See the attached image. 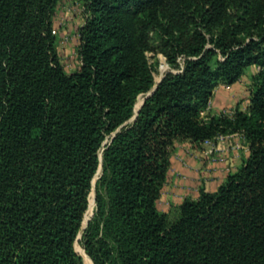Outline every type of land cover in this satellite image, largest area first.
Instances as JSON below:
<instances>
[{
  "label": "trees",
  "instance_id": "1",
  "mask_svg": "<svg viewBox=\"0 0 264 264\" xmlns=\"http://www.w3.org/2000/svg\"><path fill=\"white\" fill-rule=\"evenodd\" d=\"M80 1L69 73L61 0H0V264H84L78 244L91 264H264V0ZM152 34L180 71L128 123L156 85ZM250 67L248 110L204 119L214 88ZM235 134L241 167L162 212L174 145Z\"/></svg>",
  "mask_w": 264,
  "mask_h": 264
},
{
  "label": "crops",
  "instance_id": "2",
  "mask_svg": "<svg viewBox=\"0 0 264 264\" xmlns=\"http://www.w3.org/2000/svg\"><path fill=\"white\" fill-rule=\"evenodd\" d=\"M249 69H258L250 67ZM231 85L229 91L220 84L212 100L210 116H216L225 108H236L246 112L238 105L240 82ZM233 94V96H231ZM250 105V102H248ZM249 108V106H248ZM171 156V168L158 201L162 212L179 206L186 198L197 199L201 189L216 192L230 174L235 173L249 156V146L242 135L226 136L213 144L194 145L190 141L177 142Z\"/></svg>",
  "mask_w": 264,
  "mask_h": 264
},
{
  "label": "rangeland",
  "instance_id": "3",
  "mask_svg": "<svg viewBox=\"0 0 264 264\" xmlns=\"http://www.w3.org/2000/svg\"><path fill=\"white\" fill-rule=\"evenodd\" d=\"M86 20V17L84 15V9L83 5L80 0H61L55 17H54V30H56V36L58 37V49L59 53L61 55L62 63L66 69L67 72L72 73L74 72L80 62L79 55H78V47H79V29L84 25ZM153 40L152 44L154 47L153 51H150L147 53L148 60L153 68L154 71V77H155V83H157L162 77L165 78V76L168 73H178L180 70L178 68L172 67L161 47V39L158 35L152 34ZM179 66L183 68L185 59L179 58L178 60ZM255 71L254 69H247L245 74L241 77L243 78V81L240 82L241 87L239 91L237 92L239 97L237 99L238 105L244 106L245 109H248V105L251 100V92L253 88V77L260 72V68ZM220 84H218L214 90L212 98L207 106V108L202 112V117L204 119L210 118V109L212 108V100L214 97V94L216 93V90ZM226 87V90L229 91L230 86L222 84ZM233 96V94L231 95ZM145 96H140L137 100L135 109H138V104L143 101V98ZM236 108L228 109L225 108L222 110L218 115L224 114V115H233ZM136 111V110H135ZM216 115V116H218ZM174 152V149H172V153ZM94 195H95V189L93 188L92 194H91V204L92 206L89 209L88 216L90 215L89 219L91 220L92 216L95 212V201H94ZM94 205V207H93ZM162 210V209H160ZM87 216V218H88ZM77 248L80 250L82 249V253L78 249V251L81 253V256L83 258V263L85 264V257L84 254L87 255L84 248L78 244ZM88 256V255H87ZM89 258V257H88ZM90 260V259H89ZM91 262V261H90Z\"/></svg>",
  "mask_w": 264,
  "mask_h": 264
},
{
  "label": "water",
  "instance_id": "4",
  "mask_svg": "<svg viewBox=\"0 0 264 264\" xmlns=\"http://www.w3.org/2000/svg\"><path fill=\"white\" fill-rule=\"evenodd\" d=\"M163 79H164V77H162L157 83H156V85H155V87L143 98V101H142V103H141V106L138 108V109H136V111H135V116L128 122V123H131V122H135L136 121V119H137V117H138V115H139V113H140V110H141V108H142V106L144 105V103H145V101L148 99V98H150L152 95H154V93L157 91V89H158V86L160 85V83L163 81ZM127 124V123H126ZM125 124V125H126ZM121 129V128H120ZM119 129V130H120ZM118 130V131H119ZM101 161H102V157H101ZM102 173V165H101V167H100V170H99V172H98V174L95 176V178H94V189H95V185H96V182H97V180L99 179V176H100V174ZM94 201L96 202V192H95V195H94ZM90 221V219L86 222V224H84L83 225V230L87 227V225H88V222ZM82 234H83V231L81 232V234H80V236H79V238H78V240L82 237Z\"/></svg>",
  "mask_w": 264,
  "mask_h": 264
},
{
  "label": "bare ground",
  "instance_id": "5",
  "mask_svg": "<svg viewBox=\"0 0 264 264\" xmlns=\"http://www.w3.org/2000/svg\"><path fill=\"white\" fill-rule=\"evenodd\" d=\"M141 103H142V102H140V103L138 104V108L141 106ZM89 217H90V215L88 216V218H86V220H85V224H86V222L89 220ZM78 249H79V248H78ZM79 250H80V249H79ZM80 252L82 253L81 250H80ZM84 257H85V264H91V262H90V260H88L87 256L84 255Z\"/></svg>",
  "mask_w": 264,
  "mask_h": 264
},
{
  "label": "built area",
  "instance_id": "6",
  "mask_svg": "<svg viewBox=\"0 0 264 264\" xmlns=\"http://www.w3.org/2000/svg\"><path fill=\"white\" fill-rule=\"evenodd\" d=\"M53 33L56 35V30H54ZM224 139H225L224 136H220V137H218L216 140H220V141H221V140H224ZM213 142H214V141H208V142H206V143H207V144H213Z\"/></svg>",
  "mask_w": 264,
  "mask_h": 264
}]
</instances>
